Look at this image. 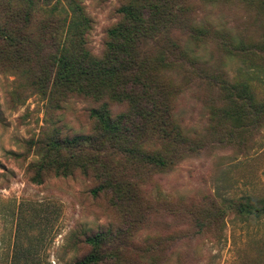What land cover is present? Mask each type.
Wrapping results in <instances>:
<instances>
[{"label":"rangeland","instance_id":"rangeland-1","mask_svg":"<svg viewBox=\"0 0 264 264\" xmlns=\"http://www.w3.org/2000/svg\"><path fill=\"white\" fill-rule=\"evenodd\" d=\"M92 19L88 47L102 56L122 0H79ZM169 29L163 73L174 86L172 114L189 144L163 167L128 172L144 208L128 209L82 168L69 176L32 179L40 144L58 134H89L93 99L70 95L48 103L25 88L19 70L0 66V264H80L89 235H110V256L97 264H264V217L247 221L230 201L264 196V119L243 125L222 82H248L264 100V3L184 0ZM42 54H53L50 42ZM24 81V82H23ZM24 84V91L21 84ZM113 115L126 109L110 103ZM226 114V113H225ZM227 118V119H226ZM153 142L152 144H154ZM160 146L159 144H156ZM216 205L224 209L217 221Z\"/></svg>","mask_w":264,"mask_h":264},{"label":"trees","instance_id":"trees-1","mask_svg":"<svg viewBox=\"0 0 264 264\" xmlns=\"http://www.w3.org/2000/svg\"><path fill=\"white\" fill-rule=\"evenodd\" d=\"M122 1L121 18L109 29L99 57L88 47L92 19L81 1L0 0V66L19 70L25 88L48 103L70 95L99 103L90 109L94 125L89 134L63 137L56 129L42 144L38 141L42 157L32 166V179L41 183L51 172L69 176L82 168L97 181L95 194L108 193L122 207H138L142 214L139 183L128 172L166 166L189 144L172 114L175 88L163 73L168 55L153 50L154 44L167 41L182 53L169 29L179 22L184 0ZM46 42L54 46L53 54H42ZM222 86L232 102L224 115L239 125L245 119L252 125L264 119V100L255 99L248 82ZM111 102L126 109L113 115ZM229 204L247 221L264 217V196L248 195ZM223 213L216 205L217 221L222 222ZM109 239L103 232L89 235L91 252L79 263L97 264L109 257Z\"/></svg>","mask_w":264,"mask_h":264}]
</instances>
